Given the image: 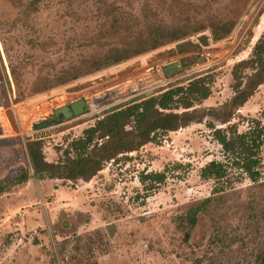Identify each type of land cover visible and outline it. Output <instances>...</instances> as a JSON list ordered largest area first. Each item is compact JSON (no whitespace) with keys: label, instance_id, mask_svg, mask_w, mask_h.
Listing matches in <instances>:
<instances>
[{"label":"rangeland","instance_id":"1","mask_svg":"<svg viewBox=\"0 0 264 264\" xmlns=\"http://www.w3.org/2000/svg\"><path fill=\"white\" fill-rule=\"evenodd\" d=\"M212 26L232 30L214 39ZM176 30L191 33L92 70L117 50L147 49ZM263 36L264 0H0V184L29 167L28 141L40 140L46 160L57 162L107 111L177 80L211 70L212 93L198 108L221 106L234 95V65ZM81 98L84 114L35 127ZM252 118L264 124V84L231 122L245 131ZM211 119L119 154L90 180L33 176L0 191V264H257L264 143L258 182L234 177L199 214L188 243L179 226L180 215L212 195L216 183L201 168L224 158ZM166 166V182L146 193L142 172Z\"/></svg>","mask_w":264,"mask_h":264},{"label":"trees","instance_id":"2","mask_svg":"<svg viewBox=\"0 0 264 264\" xmlns=\"http://www.w3.org/2000/svg\"><path fill=\"white\" fill-rule=\"evenodd\" d=\"M217 27H211L214 39H221L232 30V26ZM192 31L197 33L204 30ZM190 33L191 31L187 30H176L170 34L169 40H155L147 49L117 50L118 53L105 62H94L92 70L117 64L166 42H177ZM181 63L186 67L185 59ZM232 74L234 95L219 107L198 108L212 93L215 74L211 70L193 75L187 83L177 80L158 92L133 97L115 106L93 126L85 128L81 137L72 140L69 148L64 151L65 157L57 162L46 160L40 140L28 141L29 167L23 168L12 180L0 184V191L22 184L33 176L39 179L90 180L104 168L106 162L115 159L119 154L138 150L149 142H157L162 135L211 117L207 125L213 129L214 137L222 147L224 158L210 160L200 171L203 179L215 181L212 195L192 205L185 214L178 217L179 226L185 229L184 241L188 243L191 240V230L199 221V214L206 211L215 194L224 192L232 186L234 177L242 179L247 176L253 182H258L262 177L261 148L264 143L262 120L252 118V125L245 131H239L238 124L231 121L237 110L254 95L260 85L264 84V36L255 43L252 55L248 59L234 65ZM214 120L220 122V125ZM225 124L226 126H221ZM177 166L182 164L176 163ZM170 170V166H166L161 171L142 172L139 179L146 193L164 184ZM146 193L140 196L147 198ZM256 263L264 264V250L257 254ZM193 264H203V260L197 258Z\"/></svg>","mask_w":264,"mask_h":264},{"label":"water","instance_id":"3","mask_svg":"<svg viewBox=\"0 0 264 264\" xmlns=\"http://www.w3.org/2000/svg\"><path fill=\"white\" fill-rule=\"evenodd\" d=\"M87 110L86 99H78L69 104L61 106L54 111V118L52 120H43L35 124V127H45L52 124H58L65 119L74 118L84 114Z\"/></svg>","mask_w":264,"mask_h":264}]
</instances>
